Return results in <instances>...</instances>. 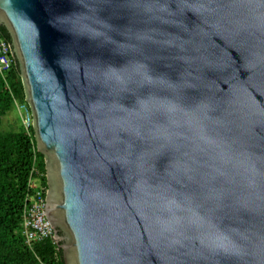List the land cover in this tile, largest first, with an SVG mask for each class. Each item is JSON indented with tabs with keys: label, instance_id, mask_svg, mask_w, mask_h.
<instances>
[{
	"label": "water",
	"instance_id": "1",
	"mask_svg": "<svg viewBox=\"0 0 264 264\" xmlns=\"http://www.w3.org/2000/svg\"><path fill=\"white\" fill-rule=\"evenodd\" d=\"M64 264H264V0H0Z\"/></svg>",
	"mask_w": 264,
	"mask_h": 264
},
{
	"label": "trees",
	"instance_id": "2",
	"mask_svg": "<svg viewBox=\"0 0 264 264\" xmlns=\"http://www.w3.org/2000/svg\"><path fill=\"white\" fill-rule=\"evenodd\" d=\"M1 30L11 42L6 28L1 26ZM16 102L26 104L31 116L17 59L5 77L0 74V125L4 115L16 108ZM35 156L37 168L46 173L33 124L28 129L22 123L18 129L0 128V264H64L62 249L56 250L50 238L33 242V247L24 239L22 210ZM42 180L47 185L45 176Z\"/></svg>",
	"mask_w": 264,
	"mask_h": 264
},
{
	"label": "built area",
	"instance_id": "3",
	"mask_svg": "<svg viewBox=\"0 0 264 264\" xmlns=\"http://www.w3.org/2000/svg\"><path fill=\"white\" fill-rule=\"evenodd\" d=\"M14 63V52L10 41L3 35L0 24V73L5 76L7 70ZM26 117L23 118L25 127L31 124V116L26 107ZM45 173L39 171L36 166V156L34 157L27 181V194L22 210V227L26 244L33 247V242L50 238L56 244V250L60 249L56 234L51 227L46 215V191L47 185L42 180ZM57 253V252H56Z\"/></svg>",
	"mask_w": 264,
	"mask_h": 264
},
{
	"label": "rangeland",
	"instance_id": "4",
	"mask_svg": "<svg viewBox=\"0 0 264 264\" xmlns=\"http://www.w3.org/2000/svg\"><path fill=\"white\" fill-rule=\"evenodd\" d=\"M21 112L26 113L22 111V109L12 108L9 110L3 117L2 123L0 125V128L2 130H10V129H18L21 119L19 120V116L21 115Z\"/></svg>",
	"mask_w": 264,
	"mask_h": 264
},
{
	"label": "clouds",
	"instance_id": "5",
	"mask_svg": "<svg viewBox=\"0 0 264 264\" xmlns=\"http://www.w3.org/2000/svg\"><path fill=\"white\" fill-rule=\"evenodd\" d=\"M9 40V39H8ZM11 43V42H10ZM12 45V44H11ZM12 49H13V47H12ZM14 52V51H13ZM15 59H16V56H15V54H14V63H15ZM8 71V70H7ZM1 74V73H0ZM2 75V74H1ZM5 75H6V73H5ZM2 77H5V76H3L2 75ZM29 105V104H28ZM16 106H17V108L18 109H22V111H24V112H26L25 110H24V108L22 107V106H24V107H26V109H27V106H26V104H21V103H18V102H16ZM27 111H28V109H27ZM29 113V112H28ZM20 117H21V122H22V124L24 125V122H23V118L24 117H26V113H23V112H21V115H20ZM31 124H33V120H32V113H31ZM25 126V125H24ZM26 128V127H25ZM27 129V128H26ZM46 174V173H45ZM46 177V176H45ZM47 182V181H46Z\"/></svg>",
	"mask_w": 264,
	"mask_h": 264
}]
</instances>
